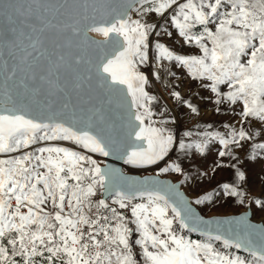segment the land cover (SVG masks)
<instances>
[{
	"label": "snow or ice",
	"instance_id": "obj_1",
	"mask_svg": "<svg viewBox=\"0 0 264 264\" xmlns=\"http://www.w3.org/2000/svg\"><path fill=\"white\" fill-rule=\"evenodd\" d=\"M165 61L237 122L178 139L149 91ZM168 96L198 114L176 88ZM214 142L234 162L212 171L231 168L237 183L193 203L222 194L243 204L233 149L264 160V0H0V264H264V226L206 219L156 178L187 180L179 155L168 159L174 146L206 155ZM95 156L164 166L137 179Z\"/></svg>",
	"mask_w": 264,
	"mask_h": 264
},
{
	"label": "rangeland",
	"instance_id": "obj_2",
	"mask_svg": "<svg viewBox=\"0 0 264 264\" xmlns=\"http://www.w3.org/2000/svg\"><path fill=\"white\" fill-rule=\"evenodd\" d=\"M162 39H166V42L172 45L177 51H194V49H190L188 46H183L181 49V43H173L171 39ZM164 64L168 65L171 68V72L175 73V75L168 74L165 77L166 88L162 85V80L157 81L153 79L157 82L159 90L152 80L149 85V91L158 95L160 97V103L167 106L168 112L166 115L169 118L168 127L172 129L178 139H184L185 142L194 143L196 140L201 139L199 134L206 129L224 133L228 130L224 127L225 124H235L237 122L238 117L233 119L232 114L225 110L226 106H221L222 110L219 113L215 111L216 105L213 103L214 94L207 89H201L198 82L192 80L187 75L186 70L176 68L167 61ZM143 70L148 71L147 68ZM172 87L180 91L184 98L189 99L198 108V114L192 113L182 105L176 104L168 96V91ZM209 125H211L210 128L208 127ZM185 131H190L193 135L191 137H185ZM219 147L218 142H214L210 145L211 151L206 155L193 153L185 155L184 153H177L176 147L174 146L173 152L168 157L171 160L176 159L177 155H179L177 162H181L182 168L188 177L187 180L184 177V184L197 198L209 192H220L219 185L225 182L237 183L234 179V170L231 168H216L215 172L212 171L218 159H222L226 163L234 162L230 161L228 157L219 158L216 155ZM233 151L241 161L238 167L246 172V183L239 185L245 191L244 203H236V197L228 198L221 194L219 197L214 196L212 201H205V203L199 204L198 206L204 213L237 212L246 206V202L250 198L254 218H264V209L258 208L254 203V198L264 199V160H248L246 155L248 152L247 148L243 150L234 148ZM201 173L207 174L202 175ZM170 174L174 176L179 175V173L175 172H170ZM184 234L192 239H201V236L193 233L185 232ZM241 254L248 255L242 251Z\"/></svg>",
	"mask_w": 264,
	"mask_h": 264
},
{
	"label": "water",
	"instance_id": "obj_3",
	"mask_svg": "<svg viewBox=\"0 0 264 264\" xmlns=\"http://www.w3.org/2000/svg\"><path fill=\"white\" fill-rule=\"evenodd\" d=\"M100 39L101 37H97ZM98 161H100L102 164H106L109 167L119 168L121 169L125 174L136 177L137 179H143L145 177H155L156 176V170L157 167L164 166V162H161L158 166H150L148 168H132L131 166L125 165L122 160H118L115 157H101V156H95ZM160 180L167 181L170 184H175L179 190L184 194V196L187 198L189 203H192V206L195 208L198 214L204 216L206 219L208 218H232V217H238L240 215H245L247 219L257 225L264 226V218H254L253 216V210L250 203V198H248L246 202V206L242 209H240L237 212H209L204 213L200 210L199 206L194 204L193 202L195 199H197L196 195L192 194L188 188L185 186L184 183H181V181H184V176L179 175H171L170 173H162L158 177H156ZM196 235H199V233H193ZM242 251V250H241ZM243 252V251H242Z\"/></svg>",
	"mask_w": 264,
	"mask_h": 264
},
{
	"label": "built area",
	"instance_id": "obj_4",
	"mask_svg": "<svg viewBox=\"0 0 264 264\" xmlns=\"http://www.w3.org/2000/svg\"><path fill=\"white\" fill-rule=\"evenodd\" d=\"M166 65V64H165ZM169 69L171 70V68L167 65V67L165 68V67H162L159 71H160V75H161V80H162V85L164 86V88H166L167 87V85H165V77L168 75V72H169ZM153 82H154V85L156 86V88L158 89V87H157V82L156 81H154L153 80ZM159 90V89H158ZM160 92V91H159Z\"/></svg>",
	"mask_w": 264,
	"mask_h": 264
}]
</instances>
